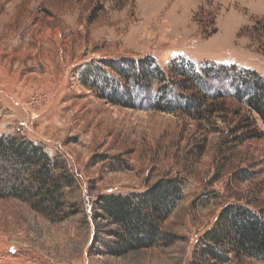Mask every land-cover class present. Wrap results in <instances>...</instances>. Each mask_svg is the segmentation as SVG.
<instances>
[{"label":"rangeland","instance_id":"rangeland-1","mask_svg":"<svg viewBox=\"0 0 264 264\" xmlns=\"http://www.w3.org/2000/svg\"><path fill=\"white\" fill-rule=\"evenodd\" d=\"M148 56L167 72L181 56L228 70L188 91V76L175 75L163 100L175 111L152 107L157 91L133 83L135 106L101 96L116 76L105 60ZM240 69L264 77V0H0V136L43 145L73 176L61 220L0 197V264H264L203 252L224 206L264 208V123L234 96ZM182 94L202 102L184 109ZM168 177L183 183L162 222L177 238L109 253L115 225L97 215V197Z\"/></svg>","mask_w":264,"mask_h":264},{"label":"trees","instance_id":"trees-1","mask_svg":"<svg viewBox=\"0 0 264 264\" xmlns=\"http://www.w3.org/2000/svg\"><path fill=\"white\" fill-rule=\"evenodd\" d=\"M179 59L180 68L171 67L170 72L161 68L154 56L141 60H105L110 73H116L118 78L109 76L104 79L110 90L101 86V96L114 104L135 106L134 90H127L129 83H133L148 95L157 91L151 98L154 101L152 107L175 111L178 106L173 101L163 102L167 97L165 93L172 92L170 84L177 79L175 75L188 76L185 85L180 80L178 83L188 91L204 88L209 78L227 69L225 65H209L197 70L194 62L186 56ZM230 68L234 69L235 65ZM102 70L108 73L106 68ZM91 73L96 76L97 72ZM233 75L236 82L234 96L264 123V77L251 69H240ZM182 95L185 97L182 103H186L184 109L198 107L202 102L192 98V94ZM72 182L73 176L63 159L52 156L43 145L12 134L0 136V197L19 198L48 218L61 220L68 215L64 210L65 187ZM182 197L183 183L177 177L162 178L144 191L100 194L94 202L97 215L115 225L110 233L112 243L107 244L106 249L113 255H121L174 241L177 236L165 232L162 222ZM203 239L204 255L213 263L228 261L231 251L264 260V208L256 210L237 203L224 206L216 225L207 230Z\"/></svg>","mask_w":264,"mask_h":264}]
</instances>
